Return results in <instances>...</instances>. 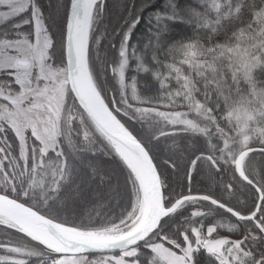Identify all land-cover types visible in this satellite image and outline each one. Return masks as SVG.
Here are the masks:
<instances>
[{
  "label": "snow or ice",
  "instance_id": "obj_1",
  "mask_svg": "<svg viewBox=\"0 0 264 264\" xmlns=\"http://www.w3.org/2000/svg\"><path fill=\"white\" fill-rule=\"evenodd\" d=\"M0 264H264V0H0Z\"/></svg>",
  "mask_w": 264,
  "mask_h": 264
}]
</instances>
